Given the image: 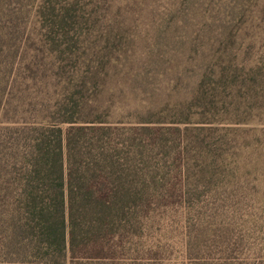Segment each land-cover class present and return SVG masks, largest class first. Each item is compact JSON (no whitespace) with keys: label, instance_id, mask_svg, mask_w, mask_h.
<instances>
[{"label":"trees","instance_id":"1","mask_svg":"<svg viewBox=\"0 0 264 264\" xmlns=\"http://www.w3.org/2000/svg\"><path fill=\"white\" fill-rule=\"evenodd\" d=\"M90 2L0 0V264H264V61L110 120Z\"/></svg>","mask_w":264,"mask_h":264},{"label":"rangeland","instance_id":"2","mask_svg":"<svg viewBox=\"0 0 264 264\" xmlns=\"http://www.w3.org/2000/svg\"><path fill=\"white\" fill-rule=\"evenodd\" d=\"M92 5V27L116 57L97 93L102 107H110V120L178 111L174 105L189 97L198 67L213 62L214 53L243 63L245 70L264 61V0H92ZM242 109L256 111L249 100Z\"/></svg>","mask_w":264,"mask_h":264}]
</instances>
